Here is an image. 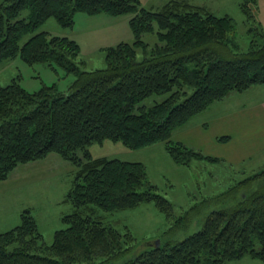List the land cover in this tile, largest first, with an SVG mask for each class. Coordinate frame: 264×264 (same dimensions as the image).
Wrapping results in <instances>:
<instances>
[{"label": "trees", "instance_id": "trees-1", "mask_svg": "<svg viewBox=\"0 0 264 264\" xmlns=\"http://www.w3.org/2000/svg\"><path fill=\"white\" fill-rule=\"evenodd\" d=\"M239 7L255 21L256 0H241ZM24 9L27 16L17 18ZM76 12L132 14L133 41L103 47L105 66L91 70L81 68L80 46L73 38L39 31L20 43L49 17L72 27ZM234 27L229 15H215L189 0H167L159 10L141 6L140 0L0 4V62L19 55L29 64L46 62L74 75L66 89L52 83L27 91L15 78L0 85V180L17 165L49 153L73 165L64 198L71 210L61 216L65 226L55 229L47 244L30 210L22 209L19 223L0 232V264H226L245 254L264 263V167L220 193L224 205L211 209L192 233L180 240L166 239L164 233L158 246L137 247L126 227L119 231L116 221L105 222L100 211L152 202L171 221L172 204L147 180L142 162L93 157L88 148L105 139L130 148L163 141L177 164L222 161L169 138L230 91L264 85L263 31L252 24L249 47L241 50L231 34ZM147 32L156 34L153 45L141 38ZM164 92L163 100L137 106L150 94ZM237 189L240 194L226 196Z\"/></svg>", "mask_w": 264, "mask_h": 264}, {"label": "rangeland", "instance_id": "rangeland-1", "mask_svg": "<svg viewBox=\"0 0 264 264\" xmlns=\"http://www.w3.org/2000/svg\"><path fill=\"white\" fill-rule=\"evenodd\" d=\"M166 1L140 0V4L151 10H159ZM3 2L5 0H0V4ZM189 2L202 6L215 15H229L235 26L231 34L241 50L249 47L252 32L248 31V28L252 24L257 23L264 33V0H256L257 8L253 15L255 21L246 18L240 10L241 0H189ZM27 13V9H24L17 18H24ZM131 15L130 13L116 16L106 13L87 15L76 12L72 27H62L54 17H49L34 31L26 34L20 43L39 31L67 36L75 39L80 46L77 59L83 61L80 64L82 69L103 68L105 66L103 47L115 45L120 41H133V33L128 24ZM141 38L149 45L157 41L154 32L144 33ZM141 57L142 52L138 50L136 59L139 60ZM13 78L18 79L27 91H34L52 83L59 89H66L74 75L65 73L60 67L54 69L46 62L29 64L16 55L0 62V85L9 83ZM167 96L168 92L152 93L137 106H150ZM263 99L264 85H252L243 91H230L222 99L210 104L206 110L189 119L192 123L188 124L196 127L192 130L195 138L192 147L207 155L209 153L218 157L224 155L223 160L219 162L192 159L189 166L177 164L168 154L163 141L139 148H130L120 141L110 139L90 144L88 148L93 157H117L142 162L147 180L155 185L156 191L165 196L173 207L171 221H167L152 202L114 212L100 211L103 220L107 223L116 221L114 225L121 232L126 227L136 238L137 247L149 245L151 240L163 237L164 233L166 239L180 240L198 229L204 216L211 209L224 205L220 204L222 198L220 193L228 190L239 179L264 167V116L254 109L255 106L259 107ZM137 106L134 111H138ZM226 113L231 115L234 121L230 129L232 134L215 135H231V140H211L209 137H214L213 131L219 128V115ZM201 122H208L209 127H201L203 131L200 130L198 125ZM188 127L184 124L176 128L169 139L176 141L177 135ZM242 144L248 156L237 160L235 155ZM51 156H57V160H52ZM72 176L73 165L55 153L17 165L8 177L0 182V230L4 231L19 223L20 211L28 208L35 218L43 241L51 243L54 230L65 226L61 216L71 210L70 203L64 198L71 186ZM240 192L241 189L231 190L226 196L230 198ZM255 244L258 246L257 241ZM226 264L264 263L245 254Z\"/></svg>", "mask_w": 264, "mask_h": 264}, {"label": "crops", "instance_id": "crops-1", "mask_svg": "<svg viewBox=\"0 0 264 264\" xmlns=\"http://www.w3.org/2000/svg\"><path fill=\"white\" fill-rule=\"evenodd\" d=\"M208 108V107H207ZM206 108V109H207ZM205 109V110H206ZM255 110H257V113H261L263 116H264V99L262 100V101H260V104H259V107L258 106H255V108H254ZM219 120H220V123H219V128L218 129H216V130H214L213 131V133H212V135H214V137H209L211 140H213V139H216L218 136L217 135H215V134H218V133H228V134H232L231 133V127L233 126V124H234V121H233V118H231V115H229L228 113H226V114H222V115H219ZM191 120H189V121H187L186 123H185V127H188L187 125H189L188 123H192V122H190ZM193 124H190L189 125V127L188 128H184L185 130L184 131H182L181 133H179L178 135H177V137H176V141H180V142H183V143H185L186 145H188V146H194L192 143L194 142V137H193V134H192V130L194 129H196V127L195 126H192ZM206 126V127H205ZM212 126V125H211ZM198 127L200 128V130H202L201 129V127H204V128H208L209 127V124H208V122H206V123H200L199 125H198ZM203 131V130H202ZM227 135V134H226ZM227 136H229V138L227 139L228 141L229 140H231V135H227ZM209 139V140H210ZM207 140H208V137H207ZM217 140V139H216ZM226 140V141H227ZM247 152V150L246 149H244V144H242L241 146H239V148H238V151H237V153H236V155H235V157H237L236 159L237 160H239V159H243V158H245V157H247L248 156V154L246 153ZM91 153V152H90ZM212 153H209V155H211ZM49 155H50V153H49ZM92 155V154H91ZM212 156V155H211ZM224 156V155H223ZM223 156H221V155H219V158H221L222 159V157ZM47 157V156H46ZM56 157L57 156H51V159L52 160H57L56 159ZM215 157H218V156H215ZM229 157V156H228ZM231 157H234V156H231ZM225 160V159H224ZM5 180V179H4ZM1 181H3V180H0V182ZM14 226V225H13ZM0 231H3V229L2 230H0Z\"/></svg>", "mask_w": 264, "mask_h": 264}, {"label": "water", "instance_id": "water-1", "mask_svg": "<svg viewBox=\"0 0 264 264\" xmlns=\"http://www.w3.org/2000/svg\"><path fill=\"white\" fill-rule=\"evenodd\" d=\"M159 238H157V239H154V240H151L150 242H149V244L150 245H154V246H158L159 245Z\"/></svg>", "mask_w": 264, "mask_h": 264}]
</instances>
